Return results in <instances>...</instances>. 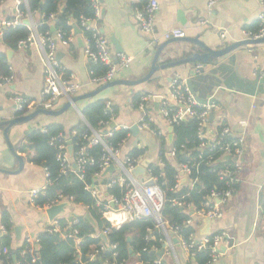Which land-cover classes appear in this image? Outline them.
I'll return each mask as SVG.
<instances>
[{
	"label": "crops",
	"instance_id": "1",
	"mask_svg": "<svg viewBox=\"0 0 264 264\" xmlns=\"http://www.w3.org/2000/svg\"><path fill=\"white\" fill-rule=\"evenodd\" d=\"M25 1L2 2L0 20H19V6ZM158 2L154 33L149 36L141 33L138 27L135 12L137 4L133 1L100 0V29L109 42L111 55L117 58L119 47L123 51L121 53L131 59L129 68L120 70L115 81L144 80L153 67L159 49L163 47L152 78L136 85H117L103 90L94 97L79 100L75 107L59 116L39 114L29 122L9 128L11 121L21 118L12 97L20 95L35 105L40 102L45 86L46 64L39 45L18 46L16 49L1 45L0 50L7 57L12 78L9 83L0 85V238L5 229L4 217H7L11 225L8 251L14 252L21 248L27 237L36 239L52 223L46 210L35 204L32 195L45 191L47 176L43 167L30 162L33 152L22 154L26 135L54 123L68 131L85 121L81 113L89 104L98 100L113 103L116 127L132 129L141 116L135 105V97L155 95L152 102L153 126L160 130L168 150L170 126L158 113L157 97H169L171 83L179 76L186 83H191L195 97L214 100L220 109L213 113L212 122L229 126L244 139L247 146L237 191L225 208L223 217L217 220L199 219L196 223L199 234L225 231L231 239L232 247H223V255L210 264H264V214L261 212L264 201V44L243 46L222 58L211 59L215 61L203 64L204 70L198 74L195 73V67L200 63L192 61L194 56L207 53L197 42L213 51H220L244 41L245 31H257L259 17L264 14V3L261 0H219L210 11L207 0ZM32 17L33 23L39 25L42 16L36 14ZM171 29L183 30L186 40L169 42L164 39V34ZM223 33L225 38H221ZM73 34V42L68 47H59L57 61L65 77L82 86L71 97L77 98L96 93L101 86L92 83L94 65L85 54V36L81 31ZM69 102L61 98L55 103L53 111L62 110ZM34 109L25 116L43 110ZM242 122L248 126L241 127ZM7 128L8 140L16 156L5 136ZM207 135L212 136L211 130ZM163 148L161 139L151 133H133L130 130L128 139L120 146V157L123 159L130 156L133 150H141L143 155L139 157V164L148 171L157 166ZM118 175L116 171L104 173L95 180L102 203L109 198L107 185ZM133 175L141 183L146 178L145 175ZM82 214L86 217L89 212L86 208L72 204L57 219L68 218L71 221ZM147 236L149 242L160 243L164 234L156 229ZM161 244V257L158 258L165 264H198L195 258L189 260L180 245L176 244L174 251L171 250L169 254L166 244ZM136 264L140 263L137 261Z\"/></svg>",
	"mask_w": 264,
	"mask_h": 264
},
{
	"label": "built area",
	"instance_id": "2",
	"mask_svg": "<svg viewBox=\"0 0 264 264\" xmlns=\"http://www.w3.org/2000/svg\"><path fill=\"white\" fill-rule=\"evenodd\" d=\"M137 4L135 8L136 19L138 27L144 35H152L154 33L155 19L159 10L158 0H143V5L140 7L142 0H131ZM208 8L211 11L219 0H207ZM264 3V0H261ZM27 3V0L25 1ZM91 6L94 10V17L91 19L83 18L81 25L83 28L92 32V39H85V54L93 65H100L106 70L101 75L93 73L92 83L96 86H104L114 82L120 70L129 68L131 59L124 54L117 55L114 58L109 50V42L103 35L100 29L101 22V3L100 0H90ZM19 20H0V40H2L5 32L9 28H15L24 20H30L31 34L26 40L19 43L20 47H28L31 45H39L44 53L46 64V78L45 86L41 92L40 102L35 105L33 102L26 98L15 95L11 98L16 111L19 115L25 116L32 109L53 110L54 105L61 98H66L70 101L71 97L78 93L82 86L79 83L73 82V79L65 77L59 63L57 61V54L59 47H68L74 38V34H70L66 38V34L62 31L55 32L52 36L39 34L37 31L38 25L33 23L31 14L23 16ZM55 14L50 15V22H54ZM260 25L257 31H245L244 40H260L264 39V14L259 17ZM223 33L221 38H225ZM185 38L184 32L181 29H171L164 34V39L170 41L172 39ZM204 70L202 63L195 67V73H201ZM11 77L0 78V85L9 83ZM155 95L142 96L140 101L136 104L137 110L140 112V119L135 125L138 131L149 132L155 137H162L158 128L153 126L152 117V102L155 100ZM161 103L159 107V115L170 127L180 124L186 119L196 118L199 122L197 131V139L199 141L198 159L206 165L213 166L216 162H224L221 169L214 170L218 175L220 181L224 186L220 190H214L207 196V201L202 209L194 208L192 204L187 203L183 199H176L172 201V206L189 212L191 218L183 223V226L193 227L194 232L189 237L185 238L180 233L182 227L171 226L168 222H164L161 218V211L166 202L164 186L165 183L160 181V176H154L152 168L146 170L145 177L147 181L139 182L134 177L133 173L140 167L139 158H132L127 156L123 159L120 157V147L113 148L107 145V139L113 136L112 124L115 121V108L112 102L106 101L104 105V112L110 114L111 117L107 121L100 123V129L94 130L90 127L89 133H82L84 141L88 144L81 147L77 158H72V153L69 151V142L65 144L66 138L63 134H59L52 138L51 145H55L57 141H61L58 145L59 153L57 160L60 163V175L66 176L70 173L75 174L81 181L85 180V171L89 166L98 164L99 172L93 176L94 184L87 185L86 189L96 199L98 206H103V219L106 220L114 228H120L122 225L135 221H143L153 219L157 223V229L164 234L160 240L161 243L166 244V249L170 251L174 249L175 240L177 245H180L183 251L195 257L196 253L201 251H209L210 263L218 261L223 255L222 249L232 247L231 239L225 231H217L209 233L205 236H200L196 226L197 220L209 219L217 220L223 217L225 208L229 204L231 198L237 191V185L240 182L245 162L246 143L244 139L239 137L229 126L224 123L219 125L210 121V115L218 111L219 106L213 102L211 105H201L196 100L195 96L191 93L187 83L181 77L176 76L171 83V94L169 97L161 96ZM34 109V110H35ZM241 127L248 126L246 122L240 123ZM130 131V128H119ZM211 130L212 136L207 135ZM74 131L72 136H77ZM101 146L103 154L98 162L88 155V149L91 147ZM177 155V150L172 146L166 151L165 156L171 159ZM218 156V157H216ZM76 165V167H74ZM115 166L118 176L113 178L107 185L108 191L114 185L125 189V193L121 198L109 195L106 202L99 200V193L96 190L95 180L106 173L107 169ZM196 166L192 161L182 163L178 167V175L176 176V189L180 188L183 184V179H187V184L191 188L194 187L195 182L191 180L190 176L193 168ZM160 171L165 167L163 157L160 158L157 166ZM47 176V186L52 185L49 181V174L45 170ZM152 182V184H149ZM34 201L38 198L39 193L32 194ZM74 197L67 198L59 193L57 198L50 201L45 210L51 209L54 206L68 202L73 203ZM114 205V207H113ZM264 214V201L261 208ZM78 220H71L65 227H62L58 219L54 220L47 228L48 232L60 234L64 239H77L78 231L72 228L76 225ZM151 230L147 231L148 233ZM3 234H7V230H3ZM148 241V236L146 237ZM26 245L31 247H38L39 240L36 238L27 237L24 241ZM159 243V242H158ZM115 248V247H114ZM152 251L160 253L158 247H152ZM101 250H105L104 247ZM149 251L147 248L144 252ZM174 251V250H173ZM2 254H8V249L3 248L0 250ZM172 252V251H171ZM99 251H96L98 254ZM153 264H165L162 259H157Z\"/></svg>",
	"mask_w": 264,
	"mask_h": 264
},
{
	"label": "trees",
	"instance_id": "3",
	"mask_svg": "<svg viewBox=\"0 0 264 264\" xmlns=\"http://www.w3.org/2000/svg\"><path fill=\"white\" fill-rule=\"evenodd\" d=\"M5 1L7 0H0V4ZM142 5L143 0L140 7ZM19 12L23 16L29 14L42 16L37 31L43 36H52L51 27L54 26L56 32H64L66 38L78 29L86 39H92V32L81 25L83 18L91 19L94 17L90 0H27V4L21 3ZM52 14L56 15L53 23L49 20ZM30 34V28L23 23L15 28H9L0 40V47L4 45L16 49L19 43L26 40ZM213 61L215 60L209 62ZM93 69L96 75H101L106 70L100 65H94ZM10 76L9 62L5 53L0 50V78ZM141 97V95L135 97V105ZM104 105L105 102L102 100L89 104L82 112L85 121L80 122L68 131L62 125L54 123L46 128L29 132L21 148L22 154L34 153L29 159L30 162L43 167L48 172L49 181L52 183V185L47 186L44 192L39 193L35 204L44 209L50 201L57 198L59 193L67 198L74 197L72 204L78 208H86L95 224L85 215H79L77 217L78 223L72 226L74 230L78 231V242L75 238L64 239L60 234L50 233L46 230L37 237L39 244L36 248L23 243L22 247L14 252L8 251V254L5 255L0 252V264H136L137 261L140 264H153L158 259L159 254L152 251L151 248H160L162 244L146 240L147 231L157 229L155 220L135 221L126 223L120 228H114L103 219L104 207L98 206L96 199L86 189L87 185L94 184L93 176L99 172L98 164L86 168L84 181H81L77 175L72 173L66 176L60 175V163L57 160V155L59 153L58 145L61 141L51 145L52 138L63 134L66 138L65 144L72 143V158H77L81 147L88 144L81 134L89 133L88 127L99 130L100 123L110 119L111 115L104 112ZM19 116L22 117L23 115ZM198 127L199 122L196 118L186 119L174 126L172 147L177 150V155L171 159L165 156L167 151L166 141L164 137H160L164 145L161 155L165 161V167L163 171H160L157 167L152 168L154 176H160V181L165 183L163 188L166 202L161 211V218L171 226L182 227L180 234L185 238L194 232L193 227L183 226V223L190 219L191 215L189 212L173 207L172 201L183 199L192 204L194 208L202 209L209 193L220 190L224 186L214 170L221 169L226 163L216 162L213 166H209L198 159ZM74 131L78 134L75 137L72 136ZM129 135L130 131L114 128L113 136L107 139V145L118 148L128 139ZM102 154L103 149L101 146L88 149V155L96 162ZM142 155L143 151L135 149L131 152L130 157L139 158ZM188 161L196 164L190 176L195 185L193 188L189 185H182L176 189L175 178L178 175V167ZM108 193L121 198L125 193V189L114 185ZM58 220L62 227L70 222L68 218ZM3 222L7 234H3L0 238V250L3 248L8 249L11 244V225L7 217H4ZM103 234L106 236V242L101 238ZM102 247L105 250H101ZM146 248L149 251L144 252ZM130 250L133 251V254L130 253ZM96 251H99V253L96 254ZM192 258H195L198 264H208L211 257L209 251H201L196 253L195 257L189 256V260Z\"/></svg>",
	"mask_w": 264,
	"mask_h": 264
},
{
	"label": "water",
	"instance_id": "4",
	"mask_svg": "<svg viewBox=\"0 0 264 264\" xmlns=\"http://www.w3.org/2000/svg\"><path fill=\"white\" fill-rule=\"evenodd\" d=\"M23 24L27 27H30L31 26V21L30 20H24L23 21ZM56 30L54 27L51 28V33L52 34H55ZM80 31L79 30H76V34H79ZM186 40L185 38L184 39H172L171 41L169 42H175V41H184ZM115 43V42H114ZM199 47H201L204 51H206L207 53L205 55H196L192 58V61H197L199 63H202V64H206L208 63L211 59H218V58H222L224 56H226L227 54L243 47V46H253V45H260V44H264V39H260V40H244L242 42H239V43H236L234 45H231L223 50H220V51H213L211 49H209L208 47L204 46L203 43H200V42H197L196 43ZM115 45H117L115 43ZM163 47H161L156 55V58L154 60V63H153V67L150 71V73L148 74V76L144 79V80H141V81H138V82H125V81H114V82H111L107 85H104V86H101V88L96 92V93H92V94H87V95H84V96H81V97H77V98H71L70 99V102L66 105L65 108H63L62 110L60 111H53V110H50V111H47V110H38L36 111L35 113L29 115V116H25V117H21V118H18L14 121H11L9 123V128L12 127L13 125L15 124H19V123H24V122H29L31 121L32 119H34L36 116H38L39 114H44V115H48V116H59L61 115L63 112L67 111L68 109L72 108L73 106L75 107L76 103L79 101V100H82V99H88V98H91V97H94L96 96L98 93L102 92L103 90H106L108 88H112V87H115L117 85H136V84H140L141 82H145V81H148L150 78H152L153 74L155 73L156 71V62H157V59L162 51ZM121 52L122 49L117 47V53L119 54H122ZM191 93L194 95L193 93V89H192V86H191V83H187ZM195 96V95H194ZM196 100L198 101L199 104L201 105H211L214 100H203V99H200L198 97H195ZM158 101H159V105H158V113H159V107H160V103H161V98L160 97H157ZM82 115V113H81ZM214 118V115L211 114L210 115V121L212 122ZM116 127V124H112L111 128H115ZM9 128H7L5 130V136H6V139H7V142L9 144V147L12 151V153L16 156L15 154V151L13 149V146L9 143V140H8V130ZM131 132L133 133H137L138 132V129L137 127H133L131 129ZM168 142H169V146L171 147L173 145V142H174V127H170V135L168 137ZM69 151L70 153H72V143L69 142ZM19 160L21 161V159L19 158ZM74 167H76V165H74ZM116 171V168L115 166H111L107 169L106 171V174L107 173H114ZM146 171L145 169H143L142 167H139L138 169H136L134 171L133 174H137V175H145ZM187 179H183L182 181V184L183 185H186L187 184ZM149 184H152V182H150ZM71 203H68V202H65V203H62V204H59L57 206H54L52 207L51 209H48L46 210V213L49 217V220L51 222H53L54 220H56L58 217L62 216L65 214L66 212V209L67 208H70L71 207ZM114 207V205H113ZM93 224L94 221L93 219L91 218L90 214H87L86 216ZM209 220V219H208ZM16 231L18 232V230L16 229ZM0 234H1V231H0ZM205 234L208 235V233H201L199 234L200 236H205ZM101 238L104 240V242H106V236L105 235H102ZM130 240V239H128ZM175 244H177V241L175 240ZM130 253L133 254V251L130 250ZM159 257H161L160 255H158Z\"/></svg>",
	"mask_w": 264,
	"mask_h": 264
},
{
	"label": "rangeland",
	"instance_id": "5",
	"mask_svg": "<svg viewBox=\"0 0 264 264\" xmlns=\"http://www.w3.org/2000/svg\"><path fill=\"white\" fill-rule=\"evenodd\" d=\"M146 179H147V178H144V180H143V181L145 182V180H146Z\"/></svg>",
	"mask_w": 264,
	"mask_h": 264
}]
</instances>
